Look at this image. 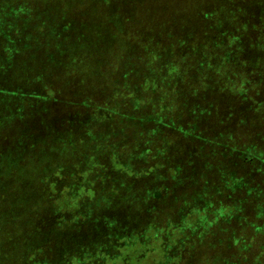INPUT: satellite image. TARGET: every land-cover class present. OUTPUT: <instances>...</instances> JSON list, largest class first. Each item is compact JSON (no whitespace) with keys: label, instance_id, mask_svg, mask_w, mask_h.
<instances>
[{"label":"trees","instance_id":"obj_1","mask_svg":"<svg viewBox=\"0 0 264 264\" xmlns=\"http://www.w3.org/2000/svg\"><path fill=\"white\" fill-rule=\"evenodd\" d=\"M202 1L205 6L200 16L194 22L188 20L187 27L176 16L196 6V1L182 0L183 6L173 8L176 0H154L155 6L168 3L153 15L156 34L186 31L166 42L146 35L121 49L117 48V25L113 18L103 22L94 12L96 5L0 0V203L9 202L6 215L0 211V246L14 245L16 255L26 264H30L28 260L34 263L35 257L41 260L36 250L42 236L31 230L37 215L36 199L32 198L36 193L60 209L61 198L72 189L76 206L84 209L75 220L101 228L105 222L104 214L98 213L101 204L109 209L128 192L126 203L139 199L138 209L137 203L130 205L133 218L138 214L146 219L155 213L148 208H161L163 202L153 205L159 196L169 205L173 200L171 208L181 212L179 203L186 209L195 207L193 199L201 189L202 195L211 192L215 196L209 201L210 210L219 211L209 221L216 223L215 229L225 227L219 246L209 251L213 263L261 264L264 0H254L259 16L244 0ZM231 7L234 12L229 11ZM144 22L147 34L150 21ZM164 48L168 56L160 64L159 53ZM255 50L263 56L261 61L256 58V66L252 61ZM69 76L81 79L79 84H63ZM162 80H168L167 84H161ZM127 84L136 87L141 96H136V90L128 91ZM111 96L122 100L108 103ZM131 145L137 152L133 161L121 165L120 175H113L105 166L88 164L97 155L110 154L112 159L115 152L122 154ZM128 155L124 152L123 159ZM61 163L81 165L83 172L74 174L72 181V170L63 171L61 178ZM63 180L73 183L71 189ZM11 184L28 190L24 198H31L17 202L19 197L8 195ZM152 189L161 195L154 198ZM252 206L259 210L250 211ZM208 207L184 214V226L194 228ZM174 211L151 219L149 227L173 220ZM130 219L125 216L118 223ZM20 223L22 229L15 234ZM92 234L97 241L103 238ZM166 239L154 235L148 243L135 241L133 245L149 254L158 252L161 258L152 264H164L167 257L171 262L180 259V252H172L178 251L177 238ZM198 240L201 236L193 238L194 243H187L183 251L188 252ZM235 246L240 250L233 253ZM87 247L91 244L78 250L64 245L58 254L44 256L57 260L58 255L56 264L61 263L62 255L65 260V253L71 259L86 260L84 264L97 260L106 264L103 254L90 257L93 250ZM123 247L133 248L129 244ZM228 248L230 255L220 257V250ZM118 254L109 260L117 262L123 256ZM0 256L9 258L7 252ZM37 264L55 263L45 260Z\"/></svg>","mask_w":264,"mask_h":264},{"label":"rangeland","instance_id":"obj_2","mask_svg":"<svg viewBox=\"0 0 264 264\" xmlns=\"http://www.w3.org/2000/svg\"><path fill=\"white\" fill-rule=\"evenodd\" d=\"M172 1V0H171ZM196 1L194 3V7H189L187 11L185 12H178V17L177 19L179 21H184L187 23V27L189 26V22H194L197 19V16H200L199 11L203 10V7L205 6L202 0H193ZM245 3L250 4L249 9L251 7L253 10L256 12L257 10V16H259L260 9L258 8L257 5H255L254 0H244ZM47 2H53L50 6H55L57 5V2H60L61 4L64 3H71L75 4V6H80L84 4H90V5H96L98 7V10H95L94 12H97L99 16H101L103 19V22H105L108 18H113L112 22H114L117 27L115 32L117 33V48H124L125 46L129 45L130 43H135L138 39L145 37H154L159 39L162 42H166V40L173 38V37H179L178 35L182 34L184 31H173L171 33H166L164 35L162 32L159 34H156L158 32V28H154V18L153 15L157 9H163L168 3L162 2L159 3L158 5H154V0H47ZM173 8L180 7L182 5V0H176ZM70 4V5H71ZM138 4V5H137ZM179 6H178V5ZM148 6H151V8L146 9ZM183 6V5H182ZM181 6V7H182ZM263 6V4H262ZM224 10L226 8L224 7ZM233 10L232 7L229 9ZM162 11V10H161ZM165 12L167 10H164ZM228 11V12H229ZM163 12V11H162ZM234 12V10H233ZM168 17V16H167ZM121 20V22H120ZM148 20L150 21L148 27L151 29L149 33L146 34V32L143 31L144 28V21ZM199 21V20H198ZM150 25H152L150 27ZM159 27V26H158ZM192 27V26H191ZM154 28V29H153ZM110 30H113V26H109ZM153 29V30H152ZM174 33V34H173ZM156 34V35H155ZM166 37V38H165ZM126 39V41H125ZM167 51L165 48L162 50V52L159 53L161 60H158L160 64L163 63L164 58L168 56V54L165 52ZM168 52V51H167ZM157 53V52H156ZM262 54L259 52L257 54V51L255 50L253 54V64H255L256 58H258L260 61L262 59ZM258 68V67H257ZM62 71H64L62 69ZM137 75L139 77H142L143 74L139 71H137ZM110 80L112 79V74L109 78ZM81 79H76L74 80L71 76L66 77L64 80L63 84H79ZM85 84H90L89 80L84 81ZM142 81H140L141 83ZM168 80H162L161 84H167ZM187 82V81H186ZM184 82V83H186ZM190 82H188L189 84ZM62 84H59V87ZM109 85V84H108ZM115 85V84H113ZM122 85V84H120ZM128 87H131L128 89V91L133 92V90H136V87L127 84ZM127 91V92H128ZM137 91V90H136ZM137 97H140L141 94L140 92L137 91ZM116 100H122V97H115L108 98V103H115ZM125 100V99H124ZM120 134V133H118ZM140 138V137H138ZM137 139V137H136ZM133 145L131 147L125 148L124 152H129V155L123 159V153L121 154L120 152H115L116 154L114 155V158H110L109 155H97L94 156L93 158L88 160V164H98V166H105L108 171L113 173V175H120L121 173V165L124 164L126 161H133V157H135V154L137 151L132 150ZM102 149V146H101ZM121 158V159H120ZM112 160V161H110ZM73 163H61L60 164V169L61 171V178H64L62 175L63 171L65 172H70L72 170V178L70 180L73 181L74 179V174H81L83 172L82 166L81 165H74L72 167ZM87 164V162H86ZM55 170H52V172ZM142 173H140L141 175ZM132 178L135 176L132 174ZM63 183H65L66 186L70 187L72 184L65 182L63 180ZM185 185H182L184 187ZM8 195L10 196H16L17 202H26L29 198H24L25 194H28L29 191L25 190L22 188L20 185L16 184H11L8 185ZM35 189L32 188L31 190ZM71 189V187H70ZM65 190V189H64ZM99 190L100 186H99ZM248 191H252L251 189H248ZM69 192V191H68ZM157 192V189H152L150 191L151 196L158 197L159 194L155 193ZM74 193V191H73ZM72 189L64 197L61 198V203H60V209H57L53 206V201L51 200H46L42 199L40 196L35 195L34 200L36 199V217H34V223L31 227V230L34 232L40 233V238L38 240L40 244V249L36 250L37 254H41V260L39 257H35L34 263L28 262L30 264H37L38 262H54L55 264L57 263L58 260V255L56 256L57 260H54L53 256H44L48 252H56L58 254V249H63V246H70L72 249H80L82 246H85L87 244H91V248L93 250L92 253L90 254V257H97L101 256L103 254L104 258L106 259V264H152V262L156 259H160L161 256H159L158 252L156 253H150L149 250H146L144 248H141L139 246L134 247V242L135 241H141L143 243H148L152 236H162L163 239L167 237V239H176V247L178 251H172V252H180L182 254L180 259H175L172 262L170 261V258L167 257L164 258V261L166 263L164 264H214L213 260H215L212 256V254L209 252L210 250H214L219 246L218 240L220 239V234L223 232V229L225 227L217 226L215 229V224L213 222H210L209 220L212 219V216L217 217L219 214V211L217 210H210L212 205L209 204L210 200H213V197L211 196L210 193H206V195L201 194V189H199L196 194L198 197H194L193 203L195 207H192L190 209H186L184 206L185 204L183 202L179 203V209L181 212L176 211L178 208V202L175 201L177 206V209H172L170 205L174 206V202L172 200V203H170L165 199H162V195L159 196L160 200L154 201L153 205L155 204H160L161 208L158 210H152V208H148L149 212L155 211V213H151L152 215L148 216L146 219L149 221V223H145V217H141L138 214L134 217V207L130 208V205H135L137 203V200L139 202V199L134 198L131 203H126L127 197H130V193H127V197L123 196L120 200H116L115 205H113L109 209H104L103 204H101V207L98 209V213L104 214L105 222L101 223V228L100 226H92L88 225L85 223H82L81 221H76L75 217L77 215H81L84 212H80V210H84L82 206L79 208L76 206V201L72 199L73 195ZM252 193V192H251ZM251 193L248 195L250 196ZM156 194V195H155ZM71 196V197H70ZM205 197V198H204ZM88 199V197H86ZM99 202H102L99 200ZM213 202V201H212ZM8 201L3 200L0 203V211L4 212L3 215H6V209L5 207L9 208ZM251 203V202H250ZM210 206L208 207V212H205V214L201 217L199 222L197 224H194L191 229V227H186L184 226L183 220H184V214H187L188 212L192 211L193 208L199 211H202L204 208H206L207 205ZM212 204V203H211ZM151 207V206H150ZM97 207L93 208V212H95ZM138 209V203L135 207ZM175 208V207H174ZM254 206L250 207V211L254 210H259L258 208H254ZM174 211V216L175 218L172 220L166 219L164 223L161 225H157L155 227H149V224L152 222L151 219H156V218H162L164 216H168L167 213H171V211ZM166 211V212H165ZM264 207L259 211L262 214H264ZM88 212V211H85ZM131 212V213H130ZM179 212V213H178ZM212 212L214 215H212ZM79 213V214H78ZM130 213V215H128ZM86 214V213H85ZM178 214V216H177ZM125 216H129L132 219H130L128 222H122L118 223L121 219H123ZM19 228L15 229V234L17 231L20 233L22 229V224H18ZM66 225V226H65ZM169 225V226H168ZM218 225V224H217ZM168 226V227H167ZM213 226V227H212ZM113 227V229H112ZM155 229V230H154ZM53 231V232H52ZM107 231V233L111 234H104L103 232ZM93 233L103 236L100 241L96 240V237L94 236ZM183 235H190L189 239L183 238ZM77 236V237H76ZM201 236V240H198L195 245L188 251L184 252L182 248L186 249V244L190 243L193 244V238ZM166 239V240H167ZM189 240V241H188ZM264 241V240H263ZM137 243V242H136ZM263 243V242H262ZM125 244H129L130 246H133L132 249L126 250L125 247H123ZM139 245V243L137 244ZM236 248H233L232 252L234 253L235 251L240 250L239 247L235 246ZM247 247V251H252L250 247ZM14 245H4L0 246V252L1 253H8L9 258H3L0 256V264H26L27 262L21 260V257H18L16 255V252L14 251ZM86 248V247H84ZM257 249V247H254V250ZM100 250V251H99ZM26 249L23 250L22 256L25 255ZM153 252L152 250H150ZM103 252V253H102ZM119 252H122L121 255H123L119 260L116 261H111L109 260L110 258L113 259L115 256H118ZM230 248L228 250H220L219 255L220 257H224L225 255H230ZM74 253V252H72ZM36 254V255H37ZM66 258L64 259V255H62V261L60 264H84L86 260L82 259H77L75 258L71 259L70 253H65ZM264 255V253H263ZM60 257V256H59ZM45 259V260H44ZM82 260V261H81ZM244 260V259H243ZM77 261V263H76ZM163 261V262H164ZM89 264H102L99 260L93 261ZM239 264H245V263H239ZM261 264H264V259L262 260Z\"/></svg>","mask_w":264,"mask_h":264}]
</instances>
